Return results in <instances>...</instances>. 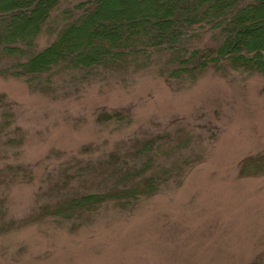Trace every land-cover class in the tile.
<instances>
[{
    "label": "rangeland",
    "instance_id": "374dc122",
    "mask_svg": "<svg viewBox=\"0 0 264 264\" xmlns=\"http://www.w3.org/2000/svg\"><path fill=\"white\" fill-rule=\"evenodd\" d=\"M127 79L52 100L0 77V97L17 103L26 133L23 162L50 170L85 146L111 150L182 127L198 163L177 187L79 227L35 217L38 181L12 186L6 217L21 224L0 236V264H264V74L209 69L173 88L148 72ZM103 108L129 110L132 121L99 123Z\"/></svg>",
    "mask_w": 264,
    "mask_h": 264
},
{
    "label": "trees",
    "instance_id": "16d2710c",
    "mask_svg": "<svg viewBox=\"0 0 264 264\" xmlns=\"http://www.w3.org/2000/svg\"><path fill=\"white\" fill-rule=\"evenodd\" d=\"M209 69L264 74V0H0V77L52 100L140 72L184 87ZM17 116V103L2 95L0 236L21 224L6 217L16 184L38 181L36 218L79 227L102 209L129 211L177 187L198 163L194 135L180 127L111 150L85 146L49 170L23 162ZM97 118L115 128L132 121L126 109L103 108Z\"/></svg>",
    "mask_w": 264,
    "mask_h": 264
}]
</instances>
